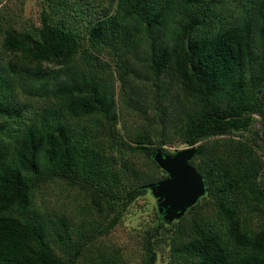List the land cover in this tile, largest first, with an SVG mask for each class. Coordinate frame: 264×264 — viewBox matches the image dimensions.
Listing matches in <instances>:
<instances>
[{
  "label": "trees",
  "instance_id": "16d2710c",
  "mask_svg": "<svg viewBox=\"0 0 264 264\" xmlns=\"http://www.w3.org/2000/svg\"><path fill=\"white\" fill-rule=\"evenodd\" d=\"M46 1L32 31L3 27L0 12V264H79L84 252L92 254L85 249L89 236L73 240L65 218L35 206L42 186L59 181L87 193L92 208L113 214L103 233L167 178L153 160L157 151L173 154L164 148V132L153 139L137 130L118 141L111 131L119 117L116 92L88 66L95 68L104 52L111 54L121 102L134 110L135 95H149L160 122L173 117L182 143L195 149L189 164L205 185V194L170 223L155 203L141 264H156L160 242L169 246L171 264H264L257 143L258 131L264 135V0H114L111 14L89 20L84 36L75 23L99 4ZM17 91L47 104L30 120ZM172 99L178 105L168 116ZM68 119L89 122L78 129ZM100 123L107 146L99 141ZM112 151L145 159L160 176L142 179L134 170L140 183L118 190ZM204 199L213 202L212 218L194 212ZM187 214L191 235L181 241ZM98 257L92 264H106Z\"/></svg>",
  "mask_w": 264,
  "mask_h": 264
},
{
  "label": "rangeland",
  "instance_id": "374dc122",
  "mask_svg": "<svg viewBox=\"0 0 264 264\" xmlns=\"http://www.w3.org/2000/svg\"><path fill=\"white\" fill-rule=\"evenodd\" d=\"M89 1L91 3L95 2V5L99 4V6L90 7L87 15L75 23V28L80 31L81 36H84L89 20H94L97 16L104 15L107 12L111 14L113 10L114 0ZM43 8L48 10V2L46 0H0L1 24L3 27H12L18 31H32L39 26V16ZM2 36V30L0 29V42ZM93 65H95V68H92L91 65L88 66L91 69H95L99 77L113 84L116 92V111L119 117L116 126L111 127V131L115 128L114 133H116L118 141L121 139L128 141L137 130L146 132L151 136L153 135V139H158L160 137L158 134L164 132V140L166 142L164 148L168 151L173 153L176 150L188 148L179 138V133L175 128L177 122L173 117L165 118L164 122H160L154 101L149 95L146 99H144L145 96L135 95L138 102L134 110H129L125 107L118 94L119 83L114 72L111 54L104 52ZM136 80L140 81L141 79L137 77ZM169 92V95L173 97L176 93L175 87H171ZM17 100L25 107V117L29 119L32 118L34 112L41 110L47 104V101L29 99L24 94H19V91H17ZM178 101L180 100L178 99ZM177 105L178 102L172 99L168 116H175V113H171V111ZM162 106H166V103H162ZM88 122L86 120H67L71 127L78 129L87 126ZM103 126V123H100L97 126V132L101 136L99 141L102 142V146H107L109 138ZM93 130L94 127L91 132ZM245 136L254 137L249 132H246ZM258 144L262 147V152L260 153L263 159L264 172V146L261 142H258ZM112 152V157L115 160L113 164L114 170L119 176L118 190L124 187L130 188L140 183L141 180L138 181L135 178L134 170L142 175V179H153L155 175L156 177L160 176L157 170L145 159L128 153ZM123 164L126 165V169ZM34 202L42 213L49 215L51 218H65L69 223L73 240L80 236L90 237L89 244L85 249L91 250L92 254L87 255L84 252L82 256L84 254L85 256L80 259L79 264L85 257L86 261L83 260V264H92L91 259L95 256L98 257V255L102 256L106 264H141L143 238L155 224L154 211L156 202L150 192L130 204L123 211L119 222L112 229L103 233L101 231L107 226L113 214L105 211L99 213L95 208H92L90 196L77 187L69 186L64 182L54 181L42 186L35 193ZM200 204L201 208L199 207L194 212H198L201 216L212 218L214 216L213 202L209 199H204ZM189 218L190 214H187L186 219L181 223L182 231L178 234V236H181V241H185L191 235V232H188ZM255 224H258L256 219L253 220L252 225L255 226ZM156 264H171L169 246L166 242H160L157 245Z\"/></svg>",
  "mask_w": 264,
  "mask_h": 264
},
{
  "label": "water",
  "instance_id": "95a60500",
  "mask_svg": "<svg viewBox=\"0 0 264 264\" xmlns=\"http://www.w3.org/2000/svg\"><path fill=\"white\" fill-rule=\"evenodd\" d=\"M259 118V117H257ZM261 121V119L259 118ZM260 121L254 125L257 130ZM264 140L262 131H258ZM195 153L194 147L176 150L172 155L157 151L154 162L167 174V178L151 187V194L157 203L159 213L166 222L179 219L205 194L203 178L189 164Z\"/></svg>",
  "mask_w": 264,
  "mask_h": 264
},
{
  "label": "flooded vegetation",
  "instance_id": "af4514ba",
  "mask_svg": "<svg viewBox=\"0 0 264 264\" xmlns=\"http://www.w3.org/2000/svg\"><path fill=\"white\" fill-rule=\"evenodd\" d=\"M258 142H261L262 144H264V141H262V140H257V143ZM155 202H156V200H155Z\"/></svg>",
  "mask_w": 264,
  "mask_h": 264
}]
</instances>
